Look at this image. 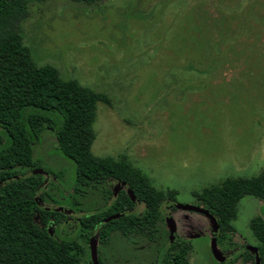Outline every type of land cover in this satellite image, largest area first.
Masks as SVG:
<instances>
[{
	"label": "rangeland",
	"instance_id": "rangeland-1",
	"mask_svg": "<svg viewBox=\"0 0 264 264\" xmlns=\"http://www.w3.org/2000/svg\"><path fill=\"white\" fill-rule=\"evenodd\" d=\"M17 31L36 66L108 101L97 105L91 151L126 162L164 193L159 245L172 238L168 212L177 240L191 241L190 264H226L211 253L210 219L176 209L168 191L179 204L203 207L204 190L264 176V0L31 2ZM56 148L49 130L33 148L45 173L43 205L64 210L48 227L78 243L80 263L91 264L79 220L112 201L117 181L79 184ZM251 197L238 203L233 223L246 237L257 208ZM96 248L98 264H154L155 244L137 231L115 232Z\"/></svg>",
	"mask_w": 264,
	"mask_h": 264
},
{
	"label": "trees",
	"instance_id": "trees-1",
	"mask_svg": "<svg viewBox=\"0 0 264 264\" xmlns=\"http://www.w3.org/2000/svg\"><path fill=\"white\" fill-rule=\"evenodd\" d=\"M42 1L47 0H0V264H81V246L69 238L56 239L50 231V217L57 221L62 213L43 205L45 173L33 174L42 168L33 148L45 130L54 134L56 151L72 163L79 184H100L109 177L125 183L126 188L116 196L113 193L107 206L80 218V229L105 244L113 233L128 231H137L154 243L164 193L126 162L97 157L91 151L97 105L108 101L75 81L62 79L50 65L36 66L18 34L17 24L29 3ZM73 1L93 4L98 0ZM263 194L262 175L226 179L221 187L198 196L219 224L217 242L231 230L239 201ZM177 196V191H168L172 203H177ZM115 215L120 216L106 221ZM159 247L166 263L187 264L189 242L165 239Z\"/></svg>",
	"mask_w": 264,
	"mask_h": 264
},
{
	"label": "flooded vegetation",
	"instance_id": "flooded-vegetation-1",
	"mask_svg": "<svg viewBox=\"0 0 264 264\" xmlns=\"http://www.w3.org/2000/svg\"><path fill=\"white\" fill-rule=\"evenodd\" d=\"M251 200L255 202V204L257 205V208H256L255 214L250 218L249 223H248L249 224V236L246 237L243 234L238 233L235 230L234 226L232 225V228L230 231H228L226 237H221L219 242H217L216 240L217 250L221 256L220 261L216 259L218 262L220 263L225 262L226 264H264V194L263 196H252ZM256 202H258V204ZM177 204L178 203L174 204L175 207ZM239 204H238V212H239V207H240ZM166 207H168V204H166ZM201 208H204V207H201ZM46 209H49V208H46ZM176 209L178 208L176 207ZM166 214H170V213L168 212L165 213L164 215L165 221H166ZM115 216H120V215H115ZM175 227H176V223H175ZM212 228H213V225H212ZM219 229L220 227L218 228L217 236L219 233ZM168 232L170 233L169 226H168ZM212 232H213V229H212ZM233 234H237L238 241L236 240V237ZM171 235H172L171 240H173V237H175L176 239L178 238V236L176 235V230L174 234H171ZM186 242H189L190 244V248L188 249L187 255H186L187 264H190L189 256L191 255V252H192V245H191V241L186 240ZM154 244H155V259L153 263L163 264L164 258L166 257V255H164L160 251L158 240H156Z\"/></svg>",
	"mask_w": 264,
	"mask_h": 264
},
{
	"label": "water",
	"instance_id": "water-1",
	"mask_svg": "<svg viewBox=\"0 0 264 264\" xmlns=\"http://www.w3.org/2000/svg\"><path fill=\"white\" fill-rule=\"evenodd\" d=\"M44 173L43 170L38 169L33 171V174H42ZM125 183L123 182H117L115 184L114 187V195L116 196L119 192V189L121 187H124ZM128 194L130 195L132 201H135V196L133 195L131 190H128ZM176 207L178 209H181L183 211H190V212H196L199 213L201 215L206 216L207 218L210 219V221L212 222L213 225V232H212V236H211V242H210V248H211V253L214 256L215 259L217 260H221V256L217 250V246H216V240H217V232H218V228L219 225L216 221V219L204 208L201 207H197V206H192V205H185V204H177ZM55 211H64L62 208H58L55 209ZM119 216H113V217H109L106 221H111L113 219H117ZM166 221L167 224L169 226V230L171 234H174L176 227H175V222L173 220V218L171 217L170 214H166ZM89 246H90V254H91V263L92 264H98V260H97V248H96V240L94 239V237H91L89 240Z\"/></svg>",
	"mask_w": 264,
	"mask_h": 264
}]
</instances>
